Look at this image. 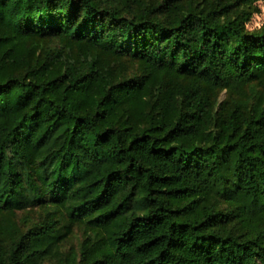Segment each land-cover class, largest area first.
<instances>
[{"label":"trees","instance_id":"1","mask_svg":"<svg viewBox=\"0 0 264 264\" xmlns=\"http://www.w3.org/2000/svg\"><path fill=\"white\" fill-rule=\"evenodd\" d=\"M237 1L0 0V214L45 211L0 264L80 225L70 264H264V99L217 102L264 84Z\"/></svg>","mask_w":264,"mask_h":264},{"label":"rangeland","instance_id":"2","mask_svg":"<svg viewBox=\"0 0 264 264\" xmlns=\"http://www.w3.org/2000/svg\"><path fill=\"white\" fill-rule=\"evenodd\" d=\"M150 5H154L158 3L160 0H118L120 7H122L125 11H137L140 2H146ZM211 0H183L180 5L181 8L185 9L190 5L193 7L201 8L202 5L207 6ZM234 9H247L250 11L249 18L245 22V27L248 30H257L264 25V0H255L250 7L246 8V4L243 0H239L232 7ZM170 14V10H167L164 16ZM129 70L137 69V65L135 63H128ZM264 80V79H263ZM247 92L245 95L240 96L234 92H230L227 90L220 91L218 93V104L224 106H233L239 100H251L260 102L261 99H264V84L263 82H254L250 86H247ZM222 205L227 206L226 203L221 202ZM221 205V206H222ZM45 211L41 205L29 206L25 209H19L13 214L12 212L5 211L0 214V237H4L6 239L10 238V231L7 228L3 227V223L14 224V227L19 230H25L28 225L38 221V219L42 218ZM88 235V229L84 227V225L75 226L73 228L72 234L68 237V239L62 244L60 248V253L54 257L47 258L43 261L42 264H70L69 263V254L77 253L80 251L81 244L83 240Z\"/></svg>","mask_w":264,"mask_h":264}]
</instances>
